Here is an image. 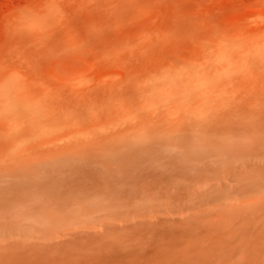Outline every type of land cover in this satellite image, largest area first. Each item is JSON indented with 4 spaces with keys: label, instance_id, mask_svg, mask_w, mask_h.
<instances>
[{
    "label": "rangeland",
    "instance_id": "rangeland-1",
    "mask_svg": "<svg viewBox=\"0 0 264 264\" xmlns=\"http://www.w3.org/2000/svg\"><path fill=\"white\" fill-rule=\"evenodd\" d=\"M0 264H264V0H0Z\"/></svg>",
    "mask_w": 264,
    "mask_h": 264
}]
</instances>
